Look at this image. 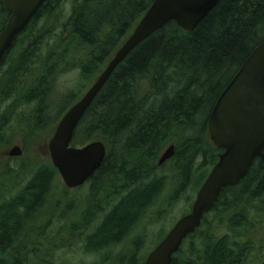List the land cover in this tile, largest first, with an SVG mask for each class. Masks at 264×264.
<instances>
[{
    "label": "trees",
    "instance_id": "trees-1",
    "mask_svg": "<svg viewBox=\"0 0 264 264\" xmlns=\"http://www.w3.org/2000/svg\"><path fill=\"white\" fill-rule=\"evenodd\" d=\"M152 2L47 0L0 67V105L12 101L0 125L20 102L34 103L26 121L18 122L24 140L34 143L59 96L70 102L56 115L53 126L77 101L74 89L59 95L51 82L65 72H75L78 91L92 84ZM8 18L0 4V33ZM263 40L264 0H221L193 31L186 32L172 21L144 40L116 68L75 129L73 146L98 141L105 146L106 156L87 182L89 192L83 202L60 211L69 214L67 225L53 240L48 239L43 255H39L44 248L40 239L47 224L38 226L39 216L53 200L58 172L50 163L31 161L19 164L18 169L0 168V264H54L48 257L58 244L70 241L74 232L85 233L88 252L120 245L165 187L167 179L157 171L167 146H174V156L168 161L173 162L179 182L167 204L174 203L188 182H194L196 192L222 152L208 134L212 107ZM1 130L0 126V138ZM8 178L28 181L8 195L9 186H4ZM66 190L60 189L59 194L65 196ZM258 200L264 202V161L260 159L238 185L223 190L171 264L239 262L241 255H234V249L242 247L231 245L250 240L242 241L235 229L254 226L251 204ZM60 204H49L51 212L45 215L62 218L56 214ZM211 214L219 227L223 216L227 218L230 235L212 238L216 233L210 231ZM186 244L188 255L182 250Z\"/></svg>",
    "mask_w": 264,
    "mask_h": 264
},
{
    "label": "water",
    "instance_id": "water-1",
    "mask_svg": "<svg viewBox=\"0 0 264 264\" xmlns=\"http://www.w3.org/2000/svg\"><path fill=\"white\" fill-rule=\"evenodd\" d=\"M47 0H0L9 13L0 33V67ZM221 0H153L131 34L115 51L107 65L60 118L47 144L52 166L67 189L84 185L100 168L106 156L98 141L82 147L72 145L75 129L110 76L144 40L174 21L186 32L193 31ZM208 134L213 146L222 150L218 161L199 188L190 212L182 216L143 264H171L182 243L201 226L225 188L234 187L246 176L256 159L264 161V40L246 57L233 78L219 94L209 114ZM15 146L10 157H19ZM174 156L170 145L158 166Z\"/></svg>",
    "mask_w": 264,
    "mask_h": 264
},
{
    "label": "rangeland",
    "instance_id": "rangeland-1",
    "mask_svg": "<svg viewBox=\"0 0 264 264\" xmlns=\"http://www.w3.org/2000/svg\"><path fill=\"white\" fill-rule=\"evenodd\" d=\"M6 66H4L1 70H5ZM77 79L78 77L75 72H65L63 76L60 78H55L51 83H53V88L59 95H64L69 90L74 89V92H77L76 99L78 100L90 87L91 83L88 86H85L84 89L82 88L78 91L79 88L74 87L75 81ZM59 97V99L55 100L53 108H51L50 112L46 116L48 124L41 125V136L38 139H35L34 143L24 140L25 136L20 133L18 124V122H21V119L26 121V118L29 116L30 112L34 110V103L23 104L20 102L18 108L13 109L11 115H9L5 121L1 122V133L4 135L0 138V168H3L2 166H4L5 169H18L19 164H27L30 161L31 164H51L47 151V144L53 135L60 118L65 112L60 115L54 126L52 124L56 118V115L63 107L65 108L68 106L70 102L63 96ZM11 102V100H4L2 102L0 105V118L7 110L8 106L11 105ZM15 146H19L21 148L22 154L19 156L21 158L14 159L15 157H12L9 159L8 153ZM28 168L29 166H27V169ZM28 170L30 171V169ZM157 173L158 175H163L167 179L162 193L158 196L157 201L149 209L146 216L143 217L138 225L129 232L120 245L101 250L99 252H88L85 250V233H82L81 236H79L77 235L79 232H74V235L71 237L70 241H63V245L58 244V247L54 250V252H52L51 256L48 257V260L54 262V264H142L148 254L165 237V235L172 229L176 222L182 218V216L189 213L191 205L195 200L196 192L199 190L198 188V190L194 192L195 188L192 186L194 182H190L191 184L188 182L182 193H179L176 196L175 200L173 201L174 203L171 204L168 201L167 204V199L172 197V190L179 183L175 181L176 172L173 168V162L168 161L163 164ZM199 174L200 172H198V175ZM57 175V188H55L52 191L53 194H51V198L53 197V200H51V202L46 205L45 213L39 216L41 221L38 226L40 224H47V227L45 230H43L44 237L40 239V243L44 245V248L40 251L41 254L39 255H43L45 247H49L48 239L53 240L59 233L58 231L67 225V217L69 214H62L60 211L68 209L71 204H73V207H75L77 204H81L83 202L84 196L89 192V186L86 183L78 189H67V192H63L65 196L62 197L59 194V191L62 188H66L59 174ZM11 181L12 179L8 178L4 184V186H9L10 191L8 195L15 194L18 187L20 185L26 184L28 179L24 180L23 182ZM54 201L61 202L59 205V211L56 213L58 216L62 217L59 220L55 217L50 219L47 215H45L51 212L49 204L52 206ZM257 205V201L254 204H251L252 210H256ZM253 214H255V211L251 213L250 216H255ZM214 218L215 215L211 214L209 222H213V225L210 231H214L218 237H223L226 234L230 235L231 233L228 232V227H226L228 222H225L227 221V218L223 216L224 224L220 227L217 224L215 225L216 218ZM260 221L262 224H258L257 227L262 226L263 228L255 230L256 223L254 222V226L252 228H237L235 229V232L239 235L238 237L242 241L245 239L251 240L253 242L260 241L259 238H264V217L261 218ZM92 225L94 226L95 222ZM182 250L184 253H186V251H188V244L184 245ZM188 254L189 252L186 253V255Z\"/></svg>",
    "mask_w": 264,
    "mask_h": 264
},
{
    "label": "flooded vegetation",
    "instance_id": "flooded-vegetation-1",
    "mask_svg": "<svg viewBox=\"0 0 264 264\" xmlns=\"http://www.w3.org/2000/svg\"><path fill=\"white\" fill-rule=\"evenodd\" d=\"M8 158L11 159L12 157H10L8 155ZM20 158L21 157H18V158L15 157L14 159H20ZM257 203H258V205L256 206V210H255V223H256L255 230H257L259 228H263L262 226L261 227H257V226H258V224L259 225L262 224V222L260 220H261V218L264 217V202L262 203L261 200H258ZM212 238L213 239L214 238L220 239V237H218V236H214ZM259 240L260 241H257V242H253L250 240V242H248V243L242 242L241 244H232L231 245L232 247H239V246L242 247V250L237 249V248L234 249V255H239V256L241 255L239 262H237L236 264H264V238H259ZM212 247H214V241L209 243V251H211L210 249ZM212 253L213 252L211 251V254ZM196 264H198V263H196ZM209 264H211V263H209Z\"/></svg>",
    "mask_w": 264,
    "mask_h": 264
}]
</instances>
